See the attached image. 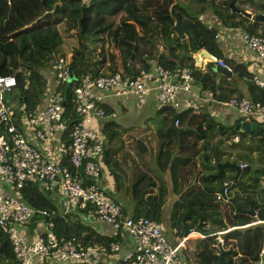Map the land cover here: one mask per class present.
Listing matches in <instances>:
<instances>
[{
  "label": "trees",
  "instance_id": "trees-1",
  "mask_svg": "<svg viewBox=\"0 0 264 264\" xmlns=\"http://www.w3.org/2000/svg\"><path fill=\"white\" fill-rule=\"evenodd\" d=\"M229 1L240 11L230 10ZM240 4H248L254 13L264 8V0H0V73L14 75V91L23 111L32 109L40 102L47 82L59 89L64 99L62 118L68 128L75 121L73 90L84 75L96 77L114 72L135 75L139 69L150 71L154 64L169 72L176 67L187 66L191 68L194 81L201 89L209 90L212 98L226 102L232 96L241 95L234 94L235 89L229 84L219 83L225 76L212 70V61L206 64L208 71L202 72L193 66V60L182 49L181 39L170 26L176 20L185 23L183 32L188 52L193 53L201 46L216 59L221 58L216 43L217 27L203 22L199 14L207 11L225 27L240 28L249 34H263L264 22L250 20L243 15L242 11L246 8ZM258 25H261L259 31ZM58 54L66 59L71 76L55 81L54 70L49 68L50 76L46 79L42 69L49 67ZM223 60L231 67L233 74L245 78L248 98L263 102L264 87L253 82L252 74L245 65L232 59ZM216 77L217 82L214 80ZM102 106L106 117H110L101 126L102 139L104 135L106 140V145L102 142L103 152L107 153L104 162L109 167L111 155L120 147H109V142L125 129L120 131L117 122L111 119L110 108L105 103ZM173 114L176 116V126L181 127L179 135L172 129H165ZM239 120L236 118L230 125H223L206 111L194 112L193 108L173 109L168 105H160L155 115L144 121L153 123V129L147 133L149 125H145L141 134L131 140L133 153L140 158L144 168L154 177L153 170L157 172V168L160 171L167 168L173 189L180 191L167 215L174 234H180L185 227L190 228L208 216L222 229L232 226L222 236L223 239L232 240H224L229 250L223 252L226 262L221 264H236L237 260L242 264H253L259 249L264 247V223L233 227L256 220L264 221V188L260 201H255L251 196L255 192L250 191V188L261 184L263 166L255 168L251 176H246V180H240L239 176L233 180L230 176V180L226 181V170L221 169L223 186L228 188L227 195L234 194L237 204L243 208L248 207V200H252L254 215L241 212L229 214L226 211L224 221L214 219L223 204L232 207L230 202L222 200L221 203L220 199L214 197L219 188L216 167L209 165L215 157L214 148H217L218 158L220 153L233 154L230 150L220 149L219 140L213 141L217 133L222 134L228 129L232 138L241 140L247 136L248 140L237 147L234 153L236 159L245 152L264 154V127L262 131L231 130ZM219 125L223 126L222 130L218 129ZM178 137L181 142L179 146ZM239 140L231 144L238 145ZM240 162L244 164L241 167L243 172H246L245 165L250 163L246 159ZM109 171L113 173L111 169ZM164 194L163 184L155 193L151 190L141 191L132 216H145L159 221ZM22 199L31 206L55 208L49 198L35 188L23 189ZM69 215L52 216V231L57 237L72 238L85 245L93 242L107 244L121 239L119 232L115 235L98 233L88 224ZM206 239H212V236ZM0 245V264H17L11 246L1 232ZM198 245L201 249L193 253L194 256L203 257L202 261H208L207 258L215 260L212 246L197 242ZM108 264L126 263L118 258ZM185 264L192 263L186 259Z\"/></svg>",
  "mask_w": 264,
  "mask_h": 264
},
{
  "label": "built area",
  "instance_id": "built-area-1",
  "mask_svg": "<svg viewBox=\"0 0 264 264\" xmlns=\"http://www.w3.org/2000/svg\"><path fill=\"white\" fill-rule=\"evenodd\" d=\"M240 37L264 68V33L242 31ZM216 63L231 71L221 58ZM52 65L57 79L68 77L64 57L57 55ZM251 79L264 87V80L256 74ZM192 81L190 67H176L169 72L156 64L147 72L139 69L135 75L120 72L96 77L84 75L73 90L75 121L68 128L62 118L64 99L59 89L47 82L42 91L43 100L23 111L20 102L12 104V100L19 101L14 91V75L0 73V182L8 186L7 193L0 190V232L8 240L17 264H78L91 255L119 252L118 240L85 245L72 238L57 237L52 231V216L71 212L110 224L112 235L125 230L133 247L117 259L126 264H176L184 238L172 243L158 221L126 214L122 204L107 194L103 181L109 174L104 167L97 120L106 117L101 101L106 96L131 93L136 103H142L152 93L160 105L177 108V93L190 91ZM226 103L236 109L240 120L264 127V101L232 96ZM34 188L59 192L63 205L60 209L29 205L22 199V191ZM227 193V186H222L214 197L223 199ZM221 241L217 238L218 243ZM253 264H264V247L259 249Z\"/></svg>",
  "mask_w": 264,
  "mask_h": 264
},
{
  "label": "crops",
  "instance_id": "crops-1",
  "mask_svg": "<svg viewBox=\"0 0 264 264\" xmlns=\"http://www.w3.org/2000/svg\"><path fill=\"white\" fill-rule=\"evenodd\" d=\"M244 11H248L250 12V14L263 12L262 10L260 12L254 13L249 8L244 9ZM199 17L208 25H214L217 27L218 32L216 35V43L222 55V60L232 59L235 62H240L245 65V68L251 74H256L259 79L264 80V68L261 67L255 53L240 37V33L242 32V30L228 28L219 24L217 19L207 11L199 14ZM248 18L252 20L251 17ZM260 28L261 25H258L257 31H259ZM209 61L211 60L208 58H202L200 60V65L197 68L202 72L208 71L206 69V64ZM212 63V70L215 71L213 69L214 62L212 61ZM214 80L215 82H217L218 78L216 77ZM223 81L225 84H229L235 89L234 94L239 93L241 96L248 97L244 77H239L231 72L230 76H225V79ZM177 100L179 103L178 107L173 109L193 108L194 112L206 111L211 114L217 122L223 125H230L232 121L238 117L237 111L234 107L228 105L226 102L218 101L212 98L209 90L201 89L200 86L195 83L194 77L190 91H179L177 93ZM101 101L102 103H105L114 113V116L111 117V119L117 122V124L119 125V130L121 131L125 129L122 133L117 135L113 140L109 142V147H115L117 145H120V147L115 154L111 155V160L109 162L111 168H108L107 166V168H105L109 174V177L104 178L103 181L107 194L122 204L126 214L133 215L139 193L143 190H151V192L155 193L158 191L159 186L163 184L165 187V194L162 198V210L158 222L161 225L163 234L172 243H176L179 238H184L179 245L180 247L177 253L176 264H185L186 259H189L190 263L192 264H219L218 259L216 258V254L219 251L217 245L220 244L221 247L225 249V251L226 249H229L227 248L228 244H224V240L231 241L232 239L226 240L223 239L222 236L223 233L229 230L232 226H228L226 229H222L219 224L212 221L211 216H208L207 219L201 222L197 221L196 224H194L190 228L185 227V229H188V232L186 234L183 230L180 234H174V229H171L169 226L167 215L170 205L173 201L178 199L180 191L177 189H173V185L170 180L169 171L167 168L161 169V171L157 168V172L153 170V174L156 176L154 177L151 175V173H149V171L144 168L142 162L140 161V158L138 159L137 157H135L133 153V145H131L132 138L136 137L138 134H141V129L144 128L143 123L145 119L148 118L149 115L154 114L160 104L156 102L152 93H148L142 103H136L135 98L131 93L122 95L120 97L106 96L103 97ZM107 118L110 119V117L103 118L101 119L102 122L97 120V123H99V131L101 134V126ZM145 123H149V121ZM152 129L153 124L149 123V130L147 131V133H149V131H151ZM105 158H107V153ZM110 169L113 171V173L109 171ZM235 189L238 190L237 188ZM0 190L7 193L8 186L0 182ZM45 193V196L49 198L53 205L56 208L60 209L63 205V199L60 193L57 191ZM219 210L220 211L214 215L215 220L224 221V213L226 211L229 214L236 213L234 212L233 206L230 208L228 205L222 206ZM69 217L88 224L95 231L101 234L109 235L113 231V228L110 224L98 219L87 218L81 214L73 212L70 213ZM262 221L263 220H256L251 223L233 227H247L249 226V224L259 222L264 223ZM195 227H197L198 230H201L203 232L206 231L209 233L206 235L201 234L194 230ZM31 230V226H29V231ZM120 234V248L117 254H95L92 255L87 261L83 262V264L112 263L117 259L118 256H121L122 254L130 251L133 247L131 237L125 230H121ZM208 236H212V239H206V237ZM217 238L222 239L221 243L217 242ZM197 242H200V244L202 243L205 246H212L214 250L213 255L215 256V260L207 258L208 261H202L203 257L194 256L195 254L193 253H198V251L201 249L199 245L197 246ZM205 256L206 254H204V258ZM221 260L222 262H226V258L223 254L221 256Z\"/></svg>",
  "mask_w": 264,
  "mask_h": 264
},
{
  "label": "water",
  "instance_id": "water-1",
  "mask_svg": "<svg viewBox=\"0 0 264 264\" xmlns=\"http://www.w3.org/2000/svg\"><path fill=\"white\" fill-rule=\"evenodd\" d=\"M228 7L230 8V10H233L235 12H239V8L236 7L234 5V3L232 1H229L228 2ZM242 14L247 16V17H251L252 20H258V21H264V13H255V14H250V12L248 11H242ZM185 23L179 21V20H176L174 21V23L170 26V29L173 30V32L178 36L179 39H181V44H182V49L183 51L193 60V65L195 67H198L200 65V60L202 58H208L210 59L211 61L214 62V67L213 69L215 71H217V73L221 74V75H224L226 77H229L230 74H231V71L227 70L226 67L224 66H220L216 63V58L214 57V55L208 53L203 47L199 46V49L193 53H190L188 52V48L186 46V41H185V37H184V32H183V27H184ZM71 74L69 73L68 77L70 78ZM64 103V101H62V104ZM175 114L171 115L169 117V121H168V124L166 126V130L167 129H172L174 130L177 135L180 134V131H181V127H177L176 124H175ZM218 129L222 130L223 129V126L222 125H219L218 126ZM231 130H234V131H245V132H248V131H262V127L255 123V122H250V121H247V120H239L237 122H235L233 124V126L231 127ZM178 141V145L179 146L181 144L180 142V138L178 137L177 139ZM104 157H106V152H104ZM209 165L211 166H215L216 167V175L218 176L219 178V188L218 190L220 191L222 189V186H223V177L221 176L220 174V171L222 168H230V169H233L234 173L233 175H231V178L233 180H236L237 177H238V174L239 172L241 171V167L240 165L234 161V160H231V159H224V160H221L218 158V156L216 155L215 153V157L214 159L209 163ZM249 168V165H245V169H248ZM264 188V179L263 181L261 182V184L257 187H253V188H250V191L252 192H255L257 194V196L259 198H261V190ZM235 195H223V199L227 202H230L234 208V212H241V213H246V214H249V215H254V210L252 208V200H248V207L246 208H243V207H240L237 202H236V199H235ZM195 231L201 233V234H208L209 232H203L201 230H198L197 227H195L194 229ZM184 233L186 234L188 232V229H183ZM219 251L218 253L216 254V258L218 259V263L221 264L222 263V260H221V256L223 254V252L225 251V249H223L221 247L220 244L217 245ZM0 250H1V245H0ZM226 250H229V249H226ZM92 256V255H91ZM236 264H242L240 262V260H237Z\"/></svg>",
  "mask_w": 264,
  "mask_h": 264
},
{
  "label": "rangeland",
  "instance_id": "rangeland-1",
  "mask_svg": "<svg viewBox=\"0 0 264 264\" xmlns=\"http://www.w3.org/2000/svg\"><path fill=\"white\" fill-rule=\"evenodd\" d=\"M241 6H243L244 5V7L247 9V8H249L250 9V7H249V5L248 4H240ZM251 10V9H250ZM234 29H236V30H241L240 28H234ZM59 55V54H58ZM194 66V65H193ZM53 71V65L52 64H50L49 65V67L47 66V68H44V69H42V74H43V76L46 78V79H48L49 78V76H50V73H48L49 71H50V69ZM56 77L54 76V80L56 81ZM220 84H223L224 85V81H223V78H222V81H220L219 82ZM41 100H43V96H41ZM12 104L13 105H17L18 104V101L15 99V100H12ZM153 115H155V113L154 114H152V115H149V117H148V119H151L152 118V116ZM98 121H100V122H102V120L101 119H98ZM149 123H151V122H149ZM149 123H143L144 124V126L145 125H149ZM99 124V123H98ZM153 124V123H152ZM153 127H154V124H153ZM218 135H216V137H214V139H213V141H216V140H219L220 141V143L218 144V147L220 148V149H226V150H230L233 154L232 155H228V154H221L220 153V156H219V158L221 159V160H224V159H227V158H229V159H231V160H237L236 162L238 163V164H242L240 161H242V159H246L247 161H248V163H250V165H249V168L248 169H246V172H243V170L241 169V171L239 172V174H238V176H239V179L241 180H246V176L247 177H249V176H251L252 174H253V170L255 169V168H258V167H264V154H263V152L262 153H256V152H252L251 154H248V152H245V154H243L239 159H236V158H234V153H235V151H237V147H240V145L243 143V142H246L247 140H248V138H247V136L245 135V136H243V137H245L244 139H242L241 138V140H239L237 137H233L232 138V133H230V131L228 130V129H226V130H224L223 132H222V134H219V133H217ZM239 140V143H237L238 145H232L234 142H232V141H238ZM102 142H103V145H106V140H105V138H104V135H103V139H102ZM232 143V144H231ZM236 143V142H235ZM232 145V146H231ZM214 151H215V153L217 154V148H214ZM252 155V156H251ZM201 155H199V157H200ZM253 157V158H252ZM234 160V161H235ZM240 160V161H239ZM109 167L108 168H111V165L109 164L108 165ZM198 166L200 167V168H202V166L199 164V162H198ZM105 168H107L106 167V165L104 166ZM225 174H226V178H225V180L226 181H229L230 180V176L231 175H233V173H234V171H233V169H230V168H225ZM264 179V178H263ZM263 179L261 180V182L263 181ZM232 181H230L229 183H231ZM42 194L45 196L46 195V193L45 192H42ZM252 197H254L255 198V201H260V200H262V198H259L258 196H257V194L256 193H254V194H252L251 195ZM262 196H264V193L262 194ZM223 200V199H222ZM222 200H219L221 203L223 202ZM222 206H224V204L222 205ZM78 264H83V263H78Z\"/></svg>",
  "mask_w": 264,
  "mask_h": 264
},
{
  "label": "clouds",
  "instance_id": "clouds-1",
  "mask_svg": "<svg viewBox=\"0 0 264 264\" xmlns=\"http://www.w3.org/2000/svg\"><path fill=\"white\" fill-rule=\"evenodd\" d=\"M238 118V117H237ZM176 124V123H175ZM103 156H104V152H103ZM105 158V157H104ZM104 165H105V162H104Z\"/></svg>",
  "mask_w": 264,
  "mask_h": 264
}]
</instances>
